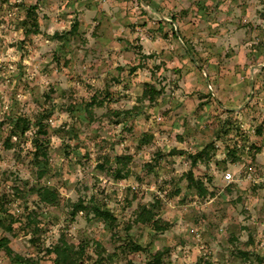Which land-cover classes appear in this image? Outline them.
Segmentation results:
<instances>
[{
    "label": "rangeland",
    "instance_id": "obj_1",
    "mask_svg": "<svg viewBox=\"0 0 264 264\" xmlns=\"http://www.w3.org/2000/svg\"><path fill=\"white\" fill-rule=\"evenodd\" d=\"M146 81L160 89L154 99L142 96ZM15 114L32 122L7 147ZM211 141L210 158L195 160ZM117 154L132 155L126 177L113 171ZM190 169L213 194L188 185ZM39 183L58 203L29 190ZM80 198L115 219L73 217ZM0 202L6 221L17 218L0 238L36 264H54L47 247L62 233L89 242L90 264L97 242L118 264H148L160 250L161 264H264V0H0ZM143 203L171 226L140 221ZM130 237L144 248H124ZM0 264L20 263L0 247Z\"/></svg>",
    "mask_w": 264,
    "mask_h": 264
},
{
    "label": "trees",
    "instance_id": "obj_2",
    "mask_svg": "<svg viewBox=\"0 0 264 264\" xmlns=\"http://www.w3.org/2000/svg\"><path fill=\"white\" fill-rule=\"evenodd\" d=\"M37 3L31 4L28 6V15L31 18V22L29 24V29L32 30L34 28L35 31L39 29V23L37 19ZM74 28L73 30H75ZM176 34V32H175ZM160 93V89L158 87L149 82H145V89L143 91V97L154 99L155 94ZM95 103V101H92L88 103V110H91V106ZM131 110L127 109L124 113H130ZM119 114V113H117ZM9 122H10V130L6 136L5 143L7 144V147H13L15 141H13V137L16 136V140H21L22 137L26 134V132L29 130L31 126V119L26 115H7L5 116ZM5 119V118H4ZM40 120V121H39ZM37 121L40 130L37 131L35 136L32 139V144L34 146L33 148V159L35 160L36 164L38 165V177H43L47 172V164L49 161V153H48V140L41 136L39 132L47 133L48 130L43 128V125L41 124V120L39 119ZM2 121H4L2 119ZM145 134L142 138V142H147ZM214 142L211 141L208 144L205 145L203 149L199 151L197 155H192L195 160L198 158H204L209 159L210 158V150L214 148ZM132 160V155L130 154H117L114 157V161L116 163L115 169L113 171L115 172V175L119 178L126 177L129 175L130 168L128 167L129 162ZM188 179V185L195 188L197 193L201 196H207L209 194H213V190L209 188L207 183L201 179L195 176L192 169H190L187 174L185 175ZM29 190H33L37 193L39 198L47 203L56 204L59 201V192L54 187H51L48 184L45 183H39L32 185L29 187ZM72 209L70 213L74 217L79 211H86L87 214L92 213L93 217L102 219L105 222H111L115 219V215L113 211L107 207L104 203H100L95 199H91L90 201H86L83 198H80L77 201L72 202ZM4 204L0 202V209L5 208L3 207ZM155 206L156 204L151 205L149 203H143L139 206L138 209V219L144 223L152 224L154 229L156 230H165L171 226V222L166 219H162L160 216L157 217L155 212ZM28 223L30 225H34L35 218L33 215H27ZM17 220V218H11L8 221L5 220V217L0 213V227H4L8 230H14L13 223ZM34 230H38V227H35ZM89 245V242L84 241L80 244H76L74 242L69 241L65 234L62 233V235L57 239L55 243H53L51 246L47 247L48 253H53V261L54 264H90L85 260V252L87 249V246ZM124 248H129L131 250H140L143 249V245H141L137 240L130 237L125 242ZM0 247L5 248L7 252L13 254L14 260L17 261L20 264H36V261L31 258L27 257L19 252H16L13 250V248L10 245V238L8 236H3L0 238ZM97 247V257L95 258L94 264H118L115 261L117 253L115 252H108L104 245L101 242L96 243ZM166 252H168V248H165ZM239 252H242V255L247 256L249 254V251H242L239 250ZM164 253L165 251L160 250L157 253L153 255V258L148 260V264H161L164 260ZM256 256L258 258L259 262H262L264 260L263 257H261L258 253H256ZM121 264H135L133 260L128 259L126 262ZM196 264H199L197 262ZM209 264H212L209 262Z\"/></svg>",
    "mask_w": 264,
    "mask_h": 264
},
{
    "label": "built area",
    "instance_id": "obj_3",
    "mask_svg": "<svg viewBox=\"0 0 264 264\" xmlns=\"http://www.w3.org/2000/svg\"><path fill=\"white\" fill-rule=\"evenodd\" d=\"M227 178H231V173H228Z\"/></svg>",
    "mask_w": 264,
    "mask_h": 264
},
{
    "label": "water",
    "instance_id": "obj_4",
    "mask_svg": "<svg viewBox=\"0 0 264 264\" xmlns=\"http://www.w3.org/2000/svg\"><path fill=\"white\" fill-rule=\"evenodd\" d=\"M177 33H179V32H177Z\"/></svg>",
    "mask_w": 264,
    "mask_h": 264
}]
</instances>
